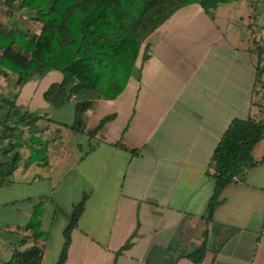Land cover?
<instances>
[{"label": "crops", "instance_id": "0c3cea01", "mask_svg": "<svg viewBox=\"0 0 264 264\" xmlns=\"http://www.w3.org/2000/svg\"><path fill=\"white\" fill-rule=\"evenodd\" d=\"M260 1L237 0L212 15L197 3L175 12L144 42L123 92L95 99L85 133L71 128L73 99L57 107L73 103L71 122L17 102L44 115L38 125L48 127L35 133L42 153L30 162L32 142L23 141L19 150L27 153L20 151L13 182L0 187L10 195L3 204L12 223L4 231L11 236L37 212L48 234L42 264L55 233L59 247L50 262L56 264L69 217L85 199L64 264H164L170 257L175 264H264V138L255 148L260 163L223 189L214 221L205 219L214 190L209 163L225 130L236 117L264 119V102L254 97L257 56L249 46L250 23L264 26L256 16ZM62 79L48 85L44 100ZM54 123L55 135L46 138ZM68 131L88 142L86 151L76 144L80 155L72 162ZM221 226L237 231L227 236ZM218 233L224 241L215 252ZM202 245L204 258L196 262L189 254Z\"/></svg>", "mask_w": 264, "mask_h": 264}, {"label": "trees", "instance_id": "16d2710c", "mask_svg": "<svg viewBox=\"0 0 264 264\" xmlns=\"http://www.w3.org/2000/svg\"><path fill=\"white\" fill-rule=\"evenodd\" d=\"M236 1L5 0L11 13L16 5L23 13L27 11L29 18L38 23V30L0 23V75L5 78L14 75V85L21 88L35 76H43L51 69L61 71L62 81L51 84L44 98L56 107L75 100V120L71 128L85 133L86 113L95 99H115L123 92L144 42L175 12L197 3L212 15L221 5ZM250 28V51L257 56V84L264 74V26L253 21ZM145 57L146 54L143 55ZM17 95V92L13 97L0 93V187L13 182L12 175L22 159L19 148L23 145L26 129L32 133L30 162L44 150L43 145H34L38 140L35 133L43 131L38 122L46 120V117L22 110L17 105ZM263 138L264 119L236 117L225 130L209 163L214 190L205 213L208 223L214 221L223 189L233 181L242 180L248 170L260 163L255 148ZM85 202L83 199L78 203L69 217L64 230L65 241L56 264L66 262L72 231L77 226ZM222 228L227 236L237 231V228L229 226H221L218 230ZM14 232L21 234V238L12 244L9 259L3 260L0 256V264H42L48 234L42 230L39 214L34 212L30 221ZM223 241L218 233L215 252ZM130 245L128 242L123 249ZM205 252L206 246L202 245L189 257L200 262ZM164 264H175V258L170 257Z\"/></svg>", "mask_w": 264, "mask_h": 264}, {"label": "rangeland", "instance_id": "374dc122", "mask_svg": "<svg viewBox=\"0 0 264 264\" xmlns=\"http://www.w3.org/2000/svg\"><path fill=\"white\" fill-rule=\"evenodd\" d=\"M238 2H241V0H238ZM256 13H257V21L259 23L264 22V0L260 1L256 6ZM27 11H24L27 16L20 11V9L15 7V9L11 13V9L8 7V5L5 3V0H0V23H3L8 26H15L19 25L22 28H27V27H32L36 28L38 26V23L31 20L29 18V14ZM10 14H13L10 16ZM264 65V62L263 64ZM57 71V70H56ZM62 72L57 71L56 73H45L43 76H40L39 78L34 80V82H30L27 84L22 91L20 92V95H18V104L22 105L24 107L30 108L35 110V113L37 114H46L50 115L55 119H62L66 122H71L72 121V116L71 112L73 109V103L70 102L68 105H66L64 108H57L49 103H47L43 98H42V92L48 87V85L56 80L61 79L62 77ZM14 75H11L10 78H5L4 76L0 75V93L3 95H7L9 97H12V93L17 90V86L14 85ZM255 101L256 104L264 102V74L258 79L257 84H256V89H255ZM264 108V106L262 107ZM53 130L48 129L46 133V138H51L52 136L55 135L54 128L58 126V124H52ZM47 124L40 125L41 130H47ZM69 133L68 140L70 142V148H72V151L75 152V156H73L71 159V162L76 160L78 155H80V151L76 148V144L81 143L84 146L83 151H86L88 148V142L86 138L83 137V135H80L77 137L72 131ZM31 131L27 130L25 131V134L23 136V141H25L27 144L30 143V135ZM24 153H27V149L21 148V150ZM69 159V161H70ZM68 161V162H69ZM67 166H65L64 169H66ZM45 169H42V172ZM63 168L61 166H58L56 168L57 173L61 172ZM17 176V175H16ZM9 193H6L5 189L0 188V256L2 257L3 260L9 259L11 256V248L12 244L14 242H17V239L21 234L18 236V234H15L12 232L11 236L7 233V231H4L6 228V224L8 223L9 220V212H8V207L5 206L3 203L6 201V199L9 197ZM52 207L51 204H48V207ZM47 207V209H48ZM12 216H15L14 214L11 213ZM16 217V216H15ZM20 218L16 217V220H19ZM12 223V222H10ZM27 224V223H26ZM55 231V230H54ZM53 231V232H54ZM57 232V231H56ZM20 238V237H19ZM52 242V243H51ZM51 246L48 250V258L45 262V264H51L50 258L51 256L54 255L56 250L58 251V239L56 237V233L54 235L53 240L51 241Z\"/></svg>", "mask_w": 264, "mask_h": 264}, {"label": "built area", "instance_id": "2783aa9c", "mask_svg": "<svg viewBox=\"0 0 264 264\" xmlns=\"http://www.w3.org/2000/svg\"><path fill=\"white\" fill-rule=\"evenodd\" d=\"M234 179H235V180H237V179H238V177H237V176H235V177H234Z\"/></svg>", "mask_w": 264, "mask_h": 264}]
</instances>
